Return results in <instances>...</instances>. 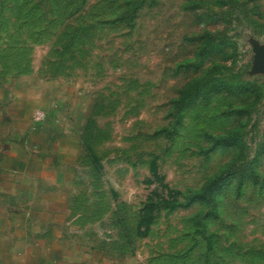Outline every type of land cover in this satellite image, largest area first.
<instances>
[{"label":"rangeland","instance_id":"obj_1","mask_svg":"<svg viewBox=\"0 0 264 264\" xmlns=\"http://www.w3.org/2000/svg\"><path fill=\"white\" fill-rule=\"evenodd\" d=\"M254 43L264 0H0V264H264Z\"/></svg>","mask_w":264,"mask_h":264},{"label":"trees","instance_id":"obj_2","mask_svg":"<svg viewBox=\"0 0 264 264\" xmlns=\"http://www.w3.org/2000/svg\"><path fill=\"white\" fill-rule=\"evenodd\" d=\"M231 89L233 87H230ZM201 89L200 88H196V89H192L190 92H186L183 94L182 98L180 99L179 101V104L182 106V107H189L191 105H194L198 99L200 98V95H201ZM238 90V89H237ZM240 92V91H238ZM225 186V184L223 185ZM209 190H215V187H210Z\"/></svg>","mask_w":264,"mask_h":264},{"label":"water","instance_id":"obj_3","mask_svg":"<svg viewBox=\"0 0 264 264\" xmlns=\"http://www.w3.org/2000/svg\"><path fill=\"white\" fill-rule=\"evenodd\" d=\"M253 53L255 55L254 71L256 73H264V48L254 43Z\"/></svg>","mask_w":264,"mask_h":264}]
</instances>
